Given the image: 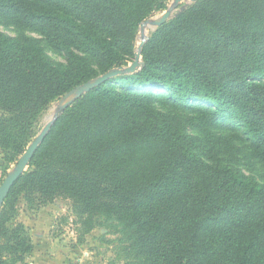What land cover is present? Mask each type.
I'll return each mask as SVG.
<instances>
[{
    "label": "trees",
    "instance_id": "1",
    "mask_svg": "<svg viewBox=\"0 0 264 264\" xmlns=\"http://www.w3.org/2000/svg\"><path fill=\"white\" fill-rule=\"evenodd\" d=\"M169 0H0V146L5 160L53 101L135 56L136 34ZM141 69L60 108L0 208V264H27L34 244L11 225L22 190L45 205L72 198L91 224L105 213L134 230L139 264H264V180L229 159L264 163V0H195L151 33ZM192 121V131L181 117Z\"/></svg>",
    "mask_w": 264,
    "mask_h": 264
},
{
    "label": "rangeland",
    "instance_id": "2",
    "mask_svg": "<svg viewBox=\"0 0 264 264\" xmlns=\"http://www.w3.org/2000/svg\"><path fill=\"white\" fill-rule=\"evenodd\" d=\"M193 2L183 0L179 4H175V0H169L166 8H152L149 15L138 27L135 55L142 40L145 37L149 38L151 33L159 28H147L146 36L141 38L143 25L151 23L164 14L168 8L173 7L171 19ZM0 31L10 37L27 36L31 38L41 46L44 53L55 63L58 65L66 64L64 56L55 51L39 32L29 28L18 27L1 19ZM63 97L53 101L37 117L34 122L35 126L32 127L33 132L26 135V137L29 136L30 140L26 150L43 128L51 120L55 119ZM3 114L4 112L0 110V117ZM182 116L181 118L185 120L183 123L189 125L188 131H192L193 122L187 119L188 115L182 114ZM23 154H20L16 160L8 162L5 160L4 152L0 146V185L7 175L14 170ZM234 157H236L235 164L237 168L242 169L260 181L264 180L263 162L252 157L248 151L239 145L231 149L229 159H234ZM29 169L30 167L28 166L27 170ZM14 201L16 208L10 224L24 223L30 232L34 244L33 251L26 257L27 264L140 263L134 230L115 217L102 213L91 224H85L75 212L74 200L68 197H57L52 202L43 205L34 196L27 200L24 191L20 190Z\"/></svg>",
    "mask_w": 264,
    "mask_h": 264
},
{
    "label": "water",
    "instance_id": "3",
    "mask_svg": "<svg viewBox=\"0 0 264 264\" xmlns=\"http://www.w3.org/2000/svg\"><path fill=\"white\" fill-rule=\"evenodd\" d=\"M183 0H175V4H179ZM190 2L195 0H189ZM173 12V7L168 8V10L162 14L160 17L153 20L150 25L152 27H160L165 22H167ZM148 38H144L136 52L135 58L131 64H129L126 67L122 68H115L112 69L100 76H98L95 79H92L77 88L71 90L69 93L63 97L60 103V108H66L68 105H70L76 98L80 97L82 94L90 91L95 86L100 85L104 81H106L109 78L115 77L117 75H120L122 73H132L139 69V67L142 66L143 61L141 60V52L142 48ZM59 108V109H60ZM54 123V119L51 120L39 133V135L33 140L31 145L27 148V150L24 152V154L21 156L19 161L17 162L15 168L13 171H11L7 177L4 179L2 184L0 185V207L3 206L5 199L7 198L9 192L11 191L12 187L15 185V183L19 180V178L24 174V172L27 170V167L30 165L37 149L44 141L45 137L47 136L48 132L50 131L51 126Z\"/></svg>",
    "mask_w": 264,
    "mask_h": 264
},
{
    "label": "bare ground",
    "instance_id": "4",
    "mask_svg": "<svg viewBox=\"0 0 264 264\" xmlns=\"http://www.w3.org/2000/svg\"><path fill=\"white\" fill-rule=\"evenodd\" d=\"M147 28H150V29H152V26L150 25V23L149 24H145V25H143V32H142V35H141V38H144L146 35V32H147ZM146 38V37H145ZM141 40V39H140Z\"/></svg>",
    "mask_w": 264,
    "mask_h": 264
}]
</instances>
